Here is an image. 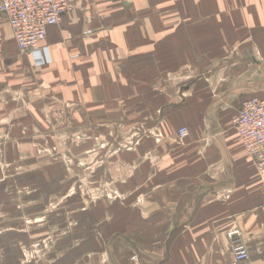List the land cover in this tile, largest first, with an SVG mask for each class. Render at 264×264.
Segmentation results:
<instances>
[{
	"label": "crops",
	"instance_id": "obj_1",
	"mask_svg": "<svg viewBox=\"0 0 264 264\" xmlns=\"http://www.w3.org/2000/svg\"><path fill=\"white\" fill-rule=\"evenodd\" d=\"M68 3L35 55L0 14V264H35L21 248L42 231L24 230L67 200L48 149L72 131L107 198L77 213L69 197L42 264H232L233 226L235 264H264V188L232 126L264 98V0Z\"/></svg>",
	"mask_w": 264,
	"mask_h": 264
},
{
	"label": "built area",
	"instance_id": "obj_2",
	"mask_svg": "<svg viewBox=\"0 0 264 264\" xmlns=\"http://www.w3.org/2000/svg\"><path fill=\"white\" fill-rule=\"evenodd\" d=\"M69 9L68 0H0V14L11 27L17 50L34 55L40 51L48 28L58 24ZM232 126L264 188V98L244 101ZM185 132L184 128L178 130L180 140ZM225 235L230 243L232 264L248 260L249 252L239 228L233 226Z\"/></svg>",
	"mask_w": 264,
	"mask_h": 264
},
{
	"label": "rangeland",
	"instance_id": "obj_3",
	"mask_svg": "<svg viewBox=\"0 0 264 264\" xmlns=\"http://www.w3.org/2000/svg\"><path fill=\"white\" fill-rule=\"evenodd\" d=\"M118 130V128H117ZM120 133L122 132V128L119 129ZM70 137L74 138L73 141L69 140L68 147H53L52 149H48L49 154L54 158L57 156H62L64 167H66L67 174L70 176V184L68 185V191H67V200L61 199L63 195L61 194V197H57V200L53 202L54 205L46 207L43 215L45 218H43V222L41 223V226H43L41 229L35 230L34 227H28L24 231L27 232L28 236H34L36 231L37 234H39L40 230L42 231L41 238L33 239L31 244H28L27 246H22V253L23 256H25V262H34L35 264H42L45 262V260L48 259L47 255H51L53 252V246L56 242V239L67 233L68 229L67 226H65V221H67V218H71V214L67 215V212L64 211L66 207H68L70 203V198H72L73 201V207L75 208V211L77 213L85 210L90 204H94L99 200V198H102L104 196L107 198L106 191H103L105 188V184L101 185V183H95V181L92 180V178H89V176L84 177V170L83 165L85 163L77 160V137L74 133V131L71 132ZM89 173V171H86ZM63 182V181H61ZM101 186H100V185ZM60 186V185H58ZM70 195V196H69ZM52 221V224H60V226H51L49 222ZM56 245V244H55ZM19 256V253H18Z\"/></svg>",
	"mask_w": 264,
	"mask_h": 264
}]
</instances>
